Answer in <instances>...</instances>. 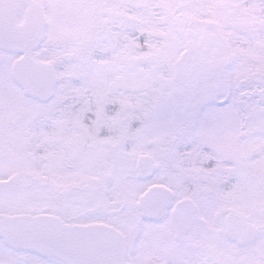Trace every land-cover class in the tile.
Segmentation results:
<instances>
[{
  "label": "snow or ice",
  "instance_id": "6c2138e0",
  "mask_svg": "<svg viewBox=\"0 0 264 264\" xmlns=\"http://www.w3.org/2000/svg\"><path fill=\"white\" fill-rule=\"evenodd\" d=\"M0 264H264V0H0Z\"/></svg>",
  "mask_w": 264,
  "mask_h": 264
}]
</instances>
